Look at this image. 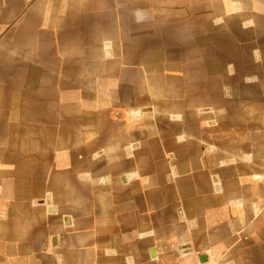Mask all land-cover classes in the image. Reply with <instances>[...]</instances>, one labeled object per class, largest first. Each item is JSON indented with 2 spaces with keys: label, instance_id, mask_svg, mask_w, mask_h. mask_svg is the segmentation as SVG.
Wrapping results in <instances>:
<instances>
[{
  "label": "crops",
  "instance_id": "0c3cea01",
  "mask_svg": "<svg viewBox=\"0 0 264 264\" xmlns=\"http://www.w3.org/2000/svg\"><path fill=\"white\" fill-rule=\"evenodd\" d=\"M0 264H264V0H0Z\"/></svg>",
  "mask_w": 264,
  "mask_h": 264
}]
</instances>
